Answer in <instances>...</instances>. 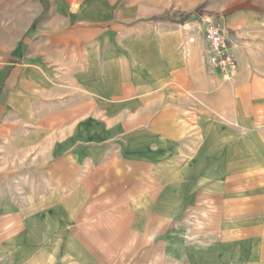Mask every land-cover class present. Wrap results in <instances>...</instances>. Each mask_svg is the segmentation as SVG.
I'll return each mask as SVG.
<instances>
[{
	"label": "crops",
	"instance_id": "obj_1",
	"mask_svg": "<svg viewBox=\"0 0 264 264\" xmlns=\"http://www.w3.org/2000/svg\"><path fill=\"white\" fill-rule=\"evenodd\" d=\"M83 4L0 26V157L37 173L0 199V264H264V8L222 20L226 81L197 28Z\"/></svg>",
	"mask_w": 264,
	"mask_h": 264
},
{
	"label": "rangeland",
	"instance_id": "obj_2",
	"mask_svg": "<svg viewBox=\"0 0 264 264\" xmlns=\"http://www.w3.org/2000/svg\"><path fill=\"white\" fill-rule=\"evenodd\" d=\"M67 0H0V26L5 23H14L18 16L25 17L35 14L38 7V15L35 23L48 21H74V13L84 12V0H70V12L61 13ZM98 1V0H96ZM113 6L111 21L114 23H134L136 35H142L150 29L151 32H172L174 30L183 33L191 27L197 28L198 32L205 38V29L208 19L212 21L222 20L245 10L251 14L260 12L264 8V0H105ZM67 8V7H66ZM200 8L199 12L196 9ZM47 12V16L43 17ZM168 13L174 17L172 22ZM176 13L189 15L186 25L181 28V19ZM64 14V16H63ZM112 22V23H113ZM178 23V24H177ZM185 33V31H184ZM206 41V38H205ZM0 60V67L4 64ZM0 164L8 172H0V199L8 197H20L29 194L34 181H36V160L30 156H1ZM35 178V180H33ZM18 199L19 198H15ZM19 206H26L18 204ZM78 221L72 225L75 226Z\"/></svg>",
	"mask_w": 264,
	"mask_h": 264
},
{
	"label": "built area",
	"instance_id": "obj_3",
	"mask_svg": "<svg viewBox=\"0 0 264 264\" xmlns=\"http://www.w3.org/2000/svg\"><path fill=\"white\" fill-rule=\"evenodd\" d=\"M205 38L208 45L207 64L226 81H233L239 72L237 59L231 52V41L219 20L208 19Z\"/></svg>",
	"mask_w": 264,
	"mask_h": 264
},
{
	"label": "trees",
	"instance_id": "obj_4",
	"mask_svg": "<svg viewBox=\"0 0 264 264\" xmlns=\"http://www.w3.org/2000/svg\"><path fill=\"white\" fill-rule=\"evenodd\" d=\"M199 10H200V8H197L196 9V12H199ZM167 16L169 17V19L172 20V22H176L175 19H174V17H171V14L170 13H168ZM175 16L176 17H179L181 19V22L179 23L181 25H185L186 22H187V18L189 17V15H185L183 13H176Z\"/></svg>",
	"mask_w": 264,
	"mask_h": 264
}]
</instances>
